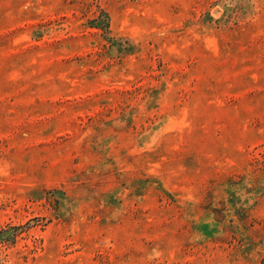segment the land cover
<instances>
[{
  "label": "rangeland",
  "instance_id": "1",
  "mask_svg": "<svg viewBox=\"0 0 264 264\" xmlns=\"http://www.w3.org/2000/svg\"><path fill=\"white\" fill-rule=\"evenodd\" d=\"M0 264H264V0H0Z\"/></svg>",
  "mask_w": 264,
  "mask_h": 264
}]
</instances>
